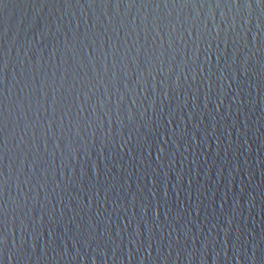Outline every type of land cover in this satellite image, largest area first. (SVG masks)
<instances>
[{"label":"water","instance_id":"1","mask_svg":"<svg viewBox=\"0 0 264 264\" xmlns=\"http://www.w3.org/2000/svg\"><path fill=\"white\" fill-rule=\"evenodd\" d=\"M181 2H0V264H264V6Z\"/></svg>","mask_w":264,"mask_h":264},{"label":"snow or ice","instance_id":"2","mask_svg":"<svg viewBox=\"0 0 264 264\" xmlns=\"http://www.w3.org/2000/svg\"><path fill=\"white\" fill-rule=\"evenodd\" d=\"M0 2H2V0H0ZM107 3V2H106ZM257 3L264 6V0H257ZM110 4V3H107ZM119 4V2L117 3ZM136 4V0H129L128 6L131 7L133 5ZM144 4V3H142ZM173 4H175V0H173ZM180 7H188L189 3L187 2V0H182L181 4L179 5ZM191 6L196 7L198 6L195 2L191 3ZM219 6V5H217ZM233 7H252V3L251 0H247V2L243 5L240 4V0H235V3L232 4ZM6 67V65L4 64L2 68H0V73H2L4 71V68ZM54 104L56 103L55 101L53 102ZM5 118L3 115V109H2V105H0V158L3 157L4 155V149L5 146L7 144V141L3 138V133L5 132L6 126H5V122H4ZM6 178L5 179H0V194H2L4 192V190L6 189ZM7 245V236L3 235L2 233H0V251H3L4 248Z\"/></svg>","mask_w":264,"mask_h":264}]
</instances>
